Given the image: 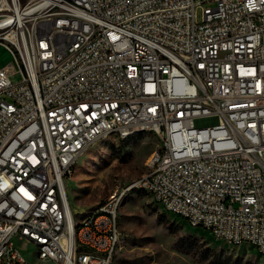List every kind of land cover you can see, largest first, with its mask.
Returning a JSON list of instances; mask_svg holds the SVG:
<instances>
[{
  "label": "built area",
  "instance_id": "obj_1",
  "mask_svg": "<svg viewBox=\"0 0 264 264\" xmlns=\"http://www.w3.org/2000/svg\"><path fill=\"white\" fill-rule=\"evenodd\" d=\"M0 47V264H27L17 240L52 264H114L131 184L76 247L65 180L95 139L133 127L158 129L165 163L132 184L264 258V0H0Z\"/></svg>",
  "mask_w": 264,
  "mask_h": 264
},
{
  "label": "rangeland",
  "instance_id": "obj_2",
  "mask_svg": "<svg viewBox=\"0 0 264 264\" xmlns=\"http://www.w3.org/2000/svg\"><path fill=\"white\" fill-rule=\"evenodd\" d=\"M213 5H196V20L201 21L203 9ZM10 61L0 47V64ZM159 145L158 136L141 133L125 140L110 136L90 146L65 180V188L78 211L73 214L75 225L109 195L144 175L147 161ZM130 192L118 213L120 241L114 264H264L251 245H232L215 239L209 232L192 228L183 218L170 214L149 194ZM16 244L27 264H52L39 262L30 244L21 240Z\"/></svg>",
  "mask_w": 264,
  "mask_h": 264
},
{
  "label": "bare ground",
  "instance_id": "obj_3",
  "mask_svg": "<svg viewBox=\"0 0 264 264\" xmlns=\"http://www.w3.org/2000/svg\"><path fill=\"white\" fill-rule=\"evenodd\" d=\"M26 31H33V23H26ZM9 42H16V35H9ZM24 43H33V35H24ZM16 54H23V43H16ZM141 133L155 134L156 136L160 138V145L155 149V151L151 154L149 160L147 161V172L144 175H142L139 179L134 181L133 183H141L145 180V177H146V180H154L155 170H162V168H164V163H165L164 139L157 128L133 127V128H130L127 132H125L123 137H117V138L120 140H125V139L130 138L131 136H135ZM107 137H110V136H107ZM107 137L95 139L94 143L104 138H107ZM154 163H155V169H154ZM133 190L143 191L149 194L151 198H153V191L150 187H147V185L131 184V188H127L125 191H123L122 196L119 197V209L126 195L130 191H133ZM65 192L67 194L69 207H62V214H70V212L71 214L77 213L78 212L76 209L77 207L75 203L71 200L70 195H68L69 189L65 188ZM117 196H118V192H115L109 195L107 198H113ZM156 202L161 204L162 207L166 211H168L170 214L174 215L175 217H181L177 214L176 206H168L166 203L161 202V201H156ZM103 215H105V208H103V206H101V203H100L90 215H87L86 217H84L81 221L77 222L76 225L75 223H73L69 230L70 244L76 247H83V239H79V230H82V228L85 227L86 220H95L97 217H100ZM72 219L73 217L70 216V220ZM183 220H185V218H183ZM187 223H189L191 226H194V219H187ZM25 224H26V217H19L18 223H15V230H16L17 235H24V225ZM113 227H119L118 226V213H113ZM196 228H201L204 230V223H196ZM35 251H36L37 258L39 260H43L44 243H37ZM259 256L263 258L262 255H259ZM43 261L52 263V260H43ZM68 264H77V259L68 260Z\"/></svg>",
  "mask_w": 264,
  "mask_h": 264
},
{
  "label": "crops",
  "instance_id": "obj_4",
  "mask_svg": "<svg viewBox=\"0 0 264 264\" xmlns=\"http://www.w3.org/2000/svg\"><path fill=\"white\" fill-rule=\"evenodd\" d=\"M154 150H155V149H154ZM130 193H131V192H130ZM130 193H129V194H130ZM127 196H128V195H127ZM126 198H127V197H126ZM126 198H125V199H126ZM124 201H125V200H124ZM124 201H123V202H124Z\"/></svg>",
  "mask_w": 264,
  "mask_h": 264
}]
</instances>
